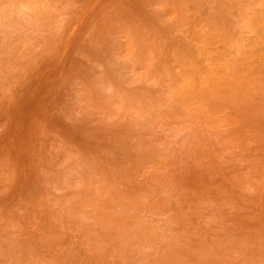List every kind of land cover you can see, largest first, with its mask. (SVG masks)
<instances>
[{
    "label": "rangeland",
    "instance_id": "obj_1",
    "mask_svg": "<svg viewBox=\"0 0 264 264\" xmlns=\"http://www.w3.org/2000/svg\"><path fill=\"white\" fill-rule=\"evenodd\" d=\"M0 264H264V0H0Z\"/></svg>",
    "mask_w": 264,
    "mask_h": 264
},
{
    "label": "bare ground",
    "instance_id": "obj_2",
    "mask_svg": "<svg viewBox=\"0 0 264 264\" xmlns=\"http://www.w3.org/2000/svg\"><path fill=\"white\" fill-rule=\"evenodd\" d=\"M38 5V4H37ZM39 8V7H38ZM26 9V8H25ZM22 15H23V13H22ZM27 16H25L24 18H26ZM58 19V18H57ZM50 22H52V21H50ZM243 32H246V31H243ZM38 33V32H37Z\"/></svg>",
    "mask_w": 264,
    "mask_h": 264
}]
</instances>
